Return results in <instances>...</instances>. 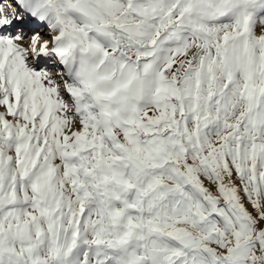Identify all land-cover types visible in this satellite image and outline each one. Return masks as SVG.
I'll list each match as a JSON object with an SVG mask.
<instances>
[{
  "label": "snow or ice",
  "instance_id": "obj_1",
  "mask_svg": "<svg viewBox=\"0 0 264 264\" xmlns=\"http://www.w3.org/2000/svg\"><path fill=\"white\" fill-rule=\"evenodd\" d=\"M0 2V264H264V0Z\"/></svg>",
  "mask_w": 264,
  "mask_h": 264
},
{
  "label": "rangeland",
  "instance_id": "obj_2",
  "mask_svg": "<svg viewBox=\"0 0 264 264\" xmlns=\"http://www.w3.org/2000/svg\"><path fill=\"white\" fill-rule=\"evenodd\" d=\"M6 1V0H5ZM14 1V2H13ZM0 2H1V0H0ZM7 2V1H6ZM5 3V2H4ZM11 3H15V0H11ZM7 8V9H6ZM5 10H6V12H8V13H10L11 11H10V9H9V7H7V3H5ZM11 10H13V9H11Z\"/></svg>",
  "mask_w": 264,
  "mask_h": 264
},
{
  "label": "bare ground",
  "instance_id": "obj_3",
  "mask_svg": "<svg viewBox=\"0 0 264 264\" xmlns=\"http://www.w3.org/2000/svg\"><path fill=\"white\" fill-rule=\"evenodd\" d=\"M7 1V3H11V0H6ZM6 1L5 0H1V2H5L6 3ZM14 2V1H13Z\"/></svg>",
  "mask_w": 264,
  "mask_h": 264
}]
</instances>
